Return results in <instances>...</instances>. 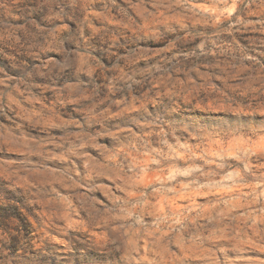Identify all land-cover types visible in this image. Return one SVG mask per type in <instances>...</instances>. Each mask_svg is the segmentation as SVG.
I'll return each mask as SVG.
<instances>
[{"label": "rangeland", "instance_id": "1", "mask_svg": "<svg viewBox=\"0 0 264 264\" xmlns=\"http://www.w3.org/2000/svg\"><path fill=\"white\" fill-rule=\"evenodd\" d=\"M0 264H264V0H0Z\"/></svg>", "mask_w": 264, "mask_h": 264}]
</instances>
